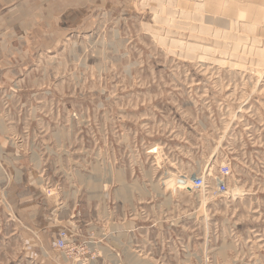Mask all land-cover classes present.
<instances>
[{"label": "rangeland", "instance_id": "1", "mask_svg": "<svg viewBox=\"0 0 264 264\" xmlns=\"http://www.w3.org/2000/svg\"><path fill=\"white\" fill-rule=\"evenodd\" d=\"M221 164L227 192L179 196ZM32 167L65 207L48 264H264V0H0V264H31ZM137 192L143 228L111 243Z\"/></svg>", "mask_w": 264, "mask_h": 264}, {"label": "crops", "instance_id": "2", "mask_svg": "<svg viewBox=\"0 0 264 264\" xmlns=\"http://www.w3.org/2000/svg\"><path fill=\"white\" fill-rule=\"evenodd\" d=\"M17 7V6H16ZM15 7V8H16ZM21 7L18 6L17 9ZM33 154V153H32ZM40 155V154H39ZM38 154L34 153L33 157L39 156ZM10 173L13 175L15 174L14 180L12 179L10 182V189L16 188L18 189L19 186L23 185V175L25 174L23 170L18 169H9ZM7 171L2 170L1 173H6ZM26 182L28 184L29 190L33 191V195L27 196L26 201H19L14 202L13 206L15 209H17L19 212H26V216L22 219L25 224L27 225V231L28 236L31 237L32 241L30 246H28L27 253H28V262L31 264H48L50 263V258L47 257L48 254L53 251H51L48 238V233H50L51 229L54 228L53 220L57 221L58 223H64L66 224L65 218V207L59 206V202L57 203V198H53V200H50V196L47 195L46 190V182L45 178L43 176V172L41 171V167H32L28 169L26 172ZM139 191V190H138ZM122 192V189H121ZM184 192V193H183ZM183 192H179V196L190 193V190H183ZM137 194L130 198H127L129 195L125 198L123 197L121 203L123 204V207L126 208V210L123 208V219H121L120 222L114 221L111 222V220L107 221L108 228H109V234L106 237V240L111 238L114 240L115 237L114 234L117 232V227L121 229L122 236L125 240H129V243H131L130 236L134 235L137 231L143 228L141 223H144V219L147 216V210L146 206L143 204V200L140 199L142 197V193L137 192ZM131 195V194H130ZM169 200V198L166 200V202ZM172 202V201H171ZM52 203V205H51ZM61 203V202H60ZM52 206V209H51ZM167 206V205H166ZM13 207V208H14ZM172 207V204H171ZM64 210V211H63ZM74 210V209H73ZM145 211V217L142 218L140 215V211ZM53 226V227H52ZM47 232V235L45 234ZM39 237H43L45 239V242H43V245H38L36 243V239ZM48 251V252H46ZM131 252V251H129ZM132 252L136 253V255L143 256L144 253L143 250H141L138 246L137 248L132 247ZM47 253V254H46ZM130 254V253H129ZM92 262V261H91ZM90 263V262H89Z\"/></svg>", "mask_w": 264, "mask_h": 264}, {"label": "built area", "instance_id": "3", "mask_svg": "<svg viewBox=\"0 0 264 264\" xmlns=\"http://www.w3.org/2000/svg\"><path fill=\"white\" fill-rule=\"evenodd\" d=\"M231 167L229 164H221L214 176L215 184L211 186L207 182L205 174L194 176L192 179L182 178L179 180V187L184 190H198L204 195L223 194L228 190L229 178L231 176ZM140 215L145 217V211L141 210ZM91 242H83L76 244L69 241V232L66 229L58 231V237L54 241V247L68 258L77 257L83 263H89L94 260L95 254L88 252ZM91 254V255H90ZM83 257V260H82Z\"/></svg>", "mask_w": 264, "mask_h": 264}, {"label": "bare ground", "instance_id": "4", "mask_svg": "<svg viewBox=\"0 0 264 264\" xmlns=\"http://www.w3.org/2000/svg\"><path fill=\"white\" fill-rule=\"evenodd\" d=\"M156 150V149H155ZM155 150H153V151H155Z\"/></svg>", "mask_w": 264, "mask_h": 264}]
</instances>
